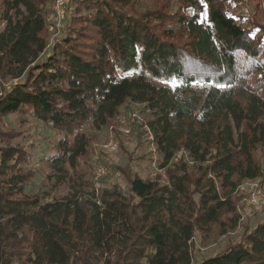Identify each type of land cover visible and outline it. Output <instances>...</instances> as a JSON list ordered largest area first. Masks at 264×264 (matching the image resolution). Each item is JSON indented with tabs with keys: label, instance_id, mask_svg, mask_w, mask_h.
Instances as JSON below:
<instances>
[{
	"label": "trees",
	"instance_id": "16d2710c",
	"mask_svg": "<svg viewBox=\"0 0 264 264\" xmlns=\"http://www.w3.org/2000/svg\"><path fill=\"white\" fill-rule=\"evenodd\" d=\"M136 1L72 0L50 45L43 0H4L0 80L22 81H0V118L25 113L61 131L49 159L68 182L91 151L86 126L145 105L161 166L183 151L199 174L183 158L166 185L129 176L132 196L114 187L43 203L24 194V149L0 132V264L13 263L25 231L35 264H264V221L215 256L193 253L197 232L238 226L243 182L264 186V31L229 11L245 0H182L194 11L174 14H138Z\"/></svg>",
	"mask_w": 264,
	"mask_h": 264
},
{
	"label": "rangeland",
	"instance_id": "374dc122",
	"mask_svg": "<svg viewBox=\"0 0 264 264\" xmlns=\"http://www.w3.org/2000/svg\"><path fill=\"white\" fill-rule=\"evenodd\" d=\"M3 1L0 0V14L3 9ZM103 1V0H101ZM182 0H137L134 9L138 14L153 13L163 9L167 13L193 12V8H182ZM58 0H43V7L48 24L47 35L50 45L54 40L63 35L64 27H67L71 12L74 11L72 0H65L63 15L60 17L56 6ZM229 11L241 18V23L259 33L264 31V0H245L244 2H228ZM207 11L203 13L205 18ZM85 13V12H83ZM6 22L0 19V33L4 30ZM140 72V69L136 71ZM122 76V75H121ZM120 76V77H121ZM4 87L21 82V79H13L9 76L0 80ZM153 111L145 105L127 102L120 108L119 114L108 127L93 128L86 126V132L93 135V143L87 161H82L76 172L72 171V178L68 182L59 181L56 172H53L49 159L57 150V143L63 137V133L43 121L25 113H13L0 118V132H5L12 143L22 146L26 160L22 169L29 176L24 194L29 196L40 195L42 202L64 200L74 192L79 191L80 199H98L103 191L118 187L126 196H132L130 191L129 176L137 175L144 180H156L161 185L168 184L169 170L178 166L184 158L189 169L195 168L187 155L180 151L176 158L165 168L163 155L159 154L156 163L153 162L151 143L147 135V125L153 117ZM113 141L117 145L116 150L106 148ZM98 158V159H97ZM97 163L104 164L108 168V174L101 178L100 185L95 182ZM80 176L83 178L80 179ZM255 188V182L247 180L237 189L239 197L237 206L241 220L235 229H226L217 224L207 233H196L194 241L195 261L200 262L210 256H215L229 244L240 241L246 230H253L264 221V208L257 210L248 202V197ZM99 201V200H98ZM33 233L25 231L20 234V246L12 258V264H35V255L31 250ZM104 256L99 258V264H103Z\"/></svg>",
	"mask_w": 264,
	"mask_h": 264
},
{
	"label": "built area",
	"instance_id": "2783aa9c",
	"mask_svg": "<svg viewBox=\"0 0 264 264\" xmlns=\"http://www.w3.org/2000/svg\"><path fill=\"white\" fill-rule=\"evenodd\" d=\"M64 3H65V0H58L57 6H56L57 13L60 17H62L63 15ZM146 127H147V135L151 143V150L153 153V162L156 163L159 159L158 147L155 143V137L149 125H147ZM106 148L116 150L117 145L113 141H111L106 145ZM107 174H108V168L104 164L97 163V173H96V178H95L96 184L100 185L101 178H103ZM254 182H255V188L250 193L248 197V202L255 209L261 210L264 208V186H262L258 181H254Z\"/></svg>",
	"mask_w": 264,
	"mask_h": 264
},
{
	"label": "snow or ice",
	"instance_id": "6c2138e0",
	"mask_svg": "<svg viewBox=\"0 0 264 264\" xmlns=\"http://www.w3.org/2000/svg\"><path fill=\"white\" fill-rule=\"evenodd\" d=\"M201 2H202V0H201Z\"/></svg>",
	"mask_w": 264,
	"mask_h": 264
}]
</instances>
